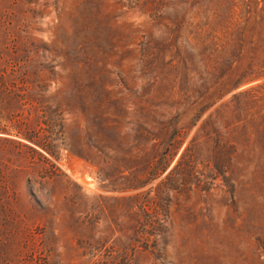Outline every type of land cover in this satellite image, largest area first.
Listing matches in <instances>:
<instances>
[{
    "label": "rangeland",
    "instance_id": "1",
    "mask_svg": "<svg viewBox=\"0 0 264 264\" xmlns=\"http://www.w3.org/2000/svg\"><path fill=\"white\" fill-rule=\"evenodd\" d=\"M254 1L0 0V62L18 47L37 53L34 62L58 80L49 94L65 110V139L82 155L61 150L46 161L14 134L0 141V264H264V128L246 123L251 94L232 97L264 77L250 80L246 59L214 71L193 37L207 8L236 18ZM213 113L216 132L205 125L204 142ZM161 114L184 134L169 169L195 137L199 162L216 153L217 132L235 152L226 147L225 174L200 165L169 200L155 198L169 219L151 252L140 242L132 249L134 214H143L133 197L167 172L128 188L130 172L109 165L122 157L133 171L143 165L153 145L144 130Z\"/></svg>",
    "mask_w": 264,
    "mask_h": 264
},
{
    "label": "trees",
    "instance_id": "2",
    "mask_svg": "<svg viewBox=\"0 0 264 264\" xmlns=\"http://www.w3.org/2000/svg\"><path fill=\"white\" fill-rule=\"evenodd\" d=\"M254 2V4L251 2L246 14L238 15L236 18L221 9L222 7L220 9L216 6L209 7L207 10L210 13L205 27L194 30L195 45L206 49L207 53L201 55L214 62V71L219 65L226 66L227 70L231 71L236 62L246 59L249 63L245 73L251 77L250 80L264 77V9L258 8L256 0ZM186 38L192 40L191 36ZM35 54L37 55L27 46L18 47L7 52L10 56L9 60L5 63L0 62V141L8 140L10 138L8 135L14 134L21 146L29 148L46 161H49L48 157L56 161L61 150L82 157L78 152L79 146H70L65 139V110L61 102L56 99V95L49 94L51 85L58 80L51 78L44 66L34 62ZM239 84H235L232 89ZM262 88L264 84H257L232 96L240 100L251 94L249 103L252 111L246 113V123L248 121L256 131L260 127L264 128V94L260 91ZM252 91L254 93H251ZM202 113L203 110L197 118H200ZM213 115L214 113L209 116L201 129L206 128L205 125L207 127L210 125L216 132L214 121L211 120ZM158 116L160 121H156L157 126L148 124L144 130V134L149 136L148 139H153V145L152 153L148 154L142 167L134 168L133 171L132 166H129L130 160L127 159L126 164H122L123 157L118 166L114 163L109 165V169L117 171L118 167L119 171L121 166L120 172H130L126 176L128 188H137L138 183L160 177L167 172L157 186L147 192V195L137 194L133 197L136 206L138 205V209H141L143 214L142 219L134 214V221L139 222L140 227L135 230L132 249L144 243V248L151 252L161 250L160 247L167 233L165 231L167 219H169L168 206L166 204L164 206L163 202H157L155 198H161L164 193L162 198L165 199L166 196L169 200L171 192L186 186L193 177L195 169L200 165L210 171L225 174L231 167L235 152V145L223 140V136L217 132L214 140L216 153L212 152L211 159L205 162L197 161L198 152L194 142L201 136H204L203 140L206 142L209 134L203 129L204 134L192 139L193 145L185 147L176 163L169 169L182 145L184 134L182 128L179 129L162 121L164 114ZM214 118L217 119L216 115ZM227 146L233 153L225 151ZM225 153L228 155L223 156ZM153 191L154 195L150 196ZM147 206L149 207L146 208ZM114 263L113 259L108 258L105 261H96L95 264Z\"/></svg>",
    "mask_w": 264,
    "mask_h": 264
}]
</instances>
